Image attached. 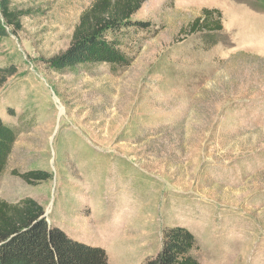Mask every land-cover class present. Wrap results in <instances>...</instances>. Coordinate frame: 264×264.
Returning a JSON list of instances; mask_svg holds the SVG:
<instances>
[{
	"label": "rangeland",
	"instance_id": "obj_1",
	"mask_svg": "<svg viewBox=\"0 0 264 264\" xmlns=\"http://www.w3.org/2000/svg\"><path fill=\"white\" fill-rule=\"evenodd\" d=\"M94 0H11L2 26L0 119L13 143L0 203L33 200L46 223L142 264L165 227L183 226L201 264H264V12L249 0H147L125 65L51 60ZM203 10L222 31L203 48L184 30ZM184 32V33H183ZM50 175L35 185L20 175Z\"/></svg>",
	"mask_w": 264,
	"mask_h": 264
},
{
	"label": "trees",
	"instance_id": "obj_2",
	"mask_svg": "<svg viewBox=\"0 0 264 264\" xmlns=\"http://www.w3.org/2000/svg\"><path fill=\"white\" fill-rule=\"evenodd\" d=\"M147 0H94L80 16L68 48L51 60V68L62 72L76 66L95 64L125 65L122 52L125 40L149 33L148 22L133 19ZM264 12V0H249ZM11 0H0L2 26L18 27L25 14L11 10ZM196 36L203 48H213L222 31L218 11L203 10L184 30ZM184 33V32H183ZM4 77L15 74L13 68L0 69ZM13 130L0 119V176L13 143ZM27 185L46 181L50 175L31 170L20 175ZM43 208L33 200L11 207L0 203V264H109L105 250L70 238L57 224L46 223ZM160 249L142 264H201L194 235L183 226L162 229Z\"/></svg>",
	"mask_w": 264,
	"mask_h": 264
}]
</instances>
